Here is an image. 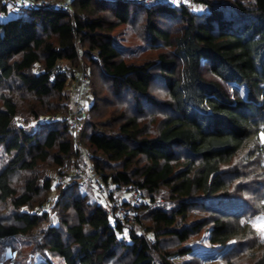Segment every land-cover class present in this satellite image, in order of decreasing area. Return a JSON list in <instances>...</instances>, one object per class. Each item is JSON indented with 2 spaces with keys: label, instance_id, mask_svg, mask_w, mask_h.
Returning <instances> with one entry per match:
<instances>
[{
  "label": "trees",
  "instance_id": "trees-1",
  "mask_svg": "<svg viewBox=\"0 0 264 264\" xmlns=\"http://www.w3.org/2000/svg\"><path fill=\"white\" fill-rule=\"evenodd\" d=\"M62 1L0 18V244L31 237L38 264H173L209 232L212 245L240 240L228 263L264 264L251 226L264 213V0ZM122 25L142 27L157 58L125 59ZM78 75L91 96L80 148ZM91 166L122 193L120 208L80 189L74 171ZM56 191L52 222L39 206Z\"/></svg>",
  "mask_w": 264,
  "mask_h": 264
},
{
  "label": "rangeland",
  "instance_id": "rangeland-1",
  "mask_svg": "<svg viewBox=\"0 0 264 264\" xmlns=\"http://www.w3.org/2000/svg\"><path fill=\"white\" fill-rule=\"evenodd\" d=\"M50 0H36L35 5H46ZM55 1V0H54ZM132 2H142L149 4H154L156 1L160 0H130ZM173 2V0H168ZM182 1V2H190L191 0H176V2ZM63 3L58 4L59 7L63 10H67L68 4L65 3L66 0L62 1ZM65 3V4H64ZM194 7L198 8L199 10H202L201 7L197 4H193ZM8 13L7 15H1L0 18L2 21H7L13 17L19 16V15H25L27 10L24 8L23 4L20 0H8ZM143 26V25H142ZM169 28L175 30L176 25L168 26ZM142 32V27H139L138 25H122L118 27L115 32H113V35L116 37V41L118 45H121L125 49L126 58L129 60V62L132 63H144L149 60H155L158 56V51H154L151 46L145 45L141 42L140 39V33ZM97 79V77H96ZM75 88L77 92V97L74 99L73 104V112L81 105L88 107L90 103V97L89 96V81L88 77L83 75H78L75 81ZM95 88L99 91V97L104 98L108 95V93L105 90V87L101 83H97L95 85ZM155 95H158V97H162L160 93L155 92ZM20 103L22 104V112H20V115H22L23 121H28V112L27 109L34 105L35 102L32 101V98L28 96L19 97ZM107 103L103 102L102 106H106ZM130 114H132L130 112ZM83 128L79 130L78 132V138L82 141V143H86L89 135H90V129L87 124V121L83 120ZM92 168V166H91ZM91 168L89 170H91ZM76 171H79L81 173L80 177L81 179H78L80 189L83 192H88L90 195L93 196V198H97L99 202L106 206L109 205V201L107 199V194H103L104 192L97 187H90L88 181V177L90 175V172L88 173L87 168L85 170L76 169ZM72 172L71 174H73ZM84 172V173H83ZM133 192L131 191L130 199L133 202ZM59 192H54L53 194H50L48 199L50 201H53L58 196ZM120 192L115 193L112 195V197H121ZM47 199V200H48ZM46 200V201H47ZM44 202V201H43ZM45 202L42 204L44 205ZM39 208H41V206ZM40 210V209H39ZM54 212V211H53ZM52 218V222L56 220V217L52 214H50ZM55 217V218H54ZM133 221V220H132ZM251 226L254 228L256 233V237L260 240V236L258 235V231L264 230V213L260 216H257L256 219H254L251 222ZM210 233L206 232L203 233L201 236L193 237L189 241H187L184 246L191 248V252L188 254H183L180 256H175L171 258V261L173 264H230L228 263V260L233 259L234 257L239 254L240 250V240H232L225 246H219V245H212L209 241ZM36 241L29 238H23L20 236L12 237L6 240L5 244H0V264H38L40 260L42 259V255L40 252L36 250ZM230 257V258H229ZM240 264H249L251 261L248 257L242 259H237ZM53 261L56 264H63V262L60 260V258H53Z\"/></svg>",
  "mask_w": 264,
  "mask_h": 264
},
{
  "label": "built area",
  "instance_id": "built-area-1",
  "mask_svg": "<svg viewBox=\"0 0 264 264\" xmlns=\"http://www.w3.org/2000/svg\"><path fill=\"white\" fill-rule=\"evenodd\" d=\"M21 3L23 4L24 7H36L35 5V1L36 0H20ZM87 107L86 106H79L75 111H74V115L71 121V128H72V132L74 134V138L77 142V146L80 148L81 145L79 143L78 140V132L79 130L82 129L83 127V120L86 118L87 116ZM49 123H52L56 120V118H48V119H43ZM84 150V149H83ZM85 157L87 159L90 158V154L87 150L84 151ZM76 175L80 176L81 173L79 171H76ZM88 181L89 183H92L95 187L100 188L104 193H106L107 195H109L110 197H112L113 194L120 192L119 190H117L116 188H113L111 186H108L106 184V182L104 181V179L99 176L98 174H96L93 170V168H91L90 170V175L88 177ZM64 180L62 174L58 177V182H62ZM133 197H134V202L135 203H139L142 201L141 195L137 192H133ZM112 203L114 206H116L117 208H120L121 205V201L118 197H114L112 198ZM53 205H52V201L48 200L44 205L41 206L40 210L43 212L48 213L49 215L52 214L53 210ZM120 213H124V211L122 209H120Z\"/></svg>",
  "mask_w": 264,
  "mask_h": 264
},
{
  "label": "snow or ice",
  "instance_id": "snow-or-ice-1",
  "mask_svg": "<svg viewBox=\"0 0 264 264\" xmlns=\"http://www.w3.org/2000/svg\"><path fill=\"white\" fill-rule=\"evenodd\" d=\"M173 2L175 3L176 0H173ZM261 140L264 141V134L261 135ZM258 235L260 236V238H261L262 240H264V230H260V231H258Z\"/></svg>",
  "mask_w": 264,
  "mask_h": 264
}]
</instances>
